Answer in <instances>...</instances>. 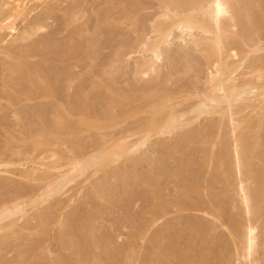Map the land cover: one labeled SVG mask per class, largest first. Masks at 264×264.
Instances as JSON below:
<instances>
[{"label": "bare ground", "instance_id": "bare-ground-1", "mask_svg": "<svg viewBox=\"0 0 264 264\" xmlns=\"http://www.w3.org/2000/svg\"><path fill=\"white\" fill-rule=\"evenodd\" d=\"M36 1L38 3L37 9L39 11L43 12L44 14H47L48 16H51L53 11L56 10V8L57 9L59 8L58 5L62 4L63 2L66 3V5L68 4L67 10L63 14H65V15L69 14L70 19H71V16L72 17L78 16V10L80 9L79 8L80 7L79 0H36ZM162 1H163V2H161L163 5L162 11L165 10V11H163L162 14L163 15L164 14L165 15L170 14V15L168 16L167 21L165 20L167 16L166 17L161 16V17L165 18L164 19L166 21L165 23H160V24L155 23V25H152L154 27H153V29L152 28L151 29L154 30V33L156 31L157 32L156 34H158L156 36V38L154 39L155 41L153 43L150 42L148 45L149 47L147 46L149 53H151V55L153 57L150 60H143V62L141 64L142 66L140 68H138V73H137L138 76L137 77L141 78L144 76L155 75L154 77L156 79H159L160 77H159L158 72H160L161 68L159 66H157V61L158 62L160 61L162 55L165 57L164 64H162V65H164L165 72L161 73L162 74L161 79L163 80V82L166 85L175 81L176 78H179L178 80H180V78H181V80H182V78L184 79L186 77V80H187L189 73L193 74L194 72L193 73H191V72L195 71V68L197 69V67H199L198 62L199 63L201 62L200 66L201 67L203 66L204 69H202L203 71H199V72H203L202 79L204 81V85L202 82V86H204V87L202 88V90H200L201 88H199V91L190 90L192 92H190L188 90L191 88L192 89H194V88L190 86L191 88L188 89V87H187V91L190 92V96L186 97L187 96L186 95L185 97H183V94H182V98L184 101L183 100L181 101V99H180L181 103L187 102L191 98L195 99V101H197V102L196 103L194 102L193 103L194 105H191L189 107L186 106V107H188V109L186 108L185 111H183L182 109H179V112H177L176 108L180 107V106L174 105L173 103L172 104L169 103L172 100H175L174 99L175 96L173 95L174 96L173 98H172V96L170 97V95H172L171 94L172 92L171 91H170L171 93L168 92L169 87L166 88L165 84H164L165 88L163 87L162 81H161L162 84H161V82H160V84L163 88L158 86V85H154L151 87L146 86L147 88H142V89H137V88L133 87V88H129L127 90L128 92L125 91L123 93L117 92V90L112 88L111 85L106 86V89H105L106 92H104V93L106 94L108 101L114 100L115 98L117 100V97H122L126 103L131 104L136 109L139 108L140 111L138 112V114L139 115H140V113L144 114V118L143 117L140 118L141 122L138 123V125L136 127L134 126L133 128H131L127 132V135L125 137L119 138L118 140H114V141L111 139V142L108 141L110 143H108V142H106L104 144L99 143L100 146H98V144H97L96 147L98 146V148H94V149H96L95 152H93L94 149H93V151L90 150V151H92V153H90V155L87 151H86V153H88V154L87 155L85 154L84 150L86 148L84 149V146H82L84 143L80 146L79 142L77 140L76 141L78 142V145L76 144L77 143L76 141H75L76 142L75 144H74V142L73 143L71 142L73 144L72 146L75 145L76 147L72 148V146L71 147L69 146L67 148L65 147V149H67V151H69V153L70 152L71 153L76 152V149H79L80 153L78 150L77 152L79 154L76 153L73 156L71 155L72 157L70 156L71 157V159L69 158L70 160L67 159L68 163L66 165L58 164V166H57V164L55 162V160L58 162L57 157H56V159H55V157H53L54 164L56 165V167L53 168L55 174L53 173L50 175L46 171H45V173L44 172L41 173L43 175H39L37 173H34V171L37 172V169L39 171V166H38V168L36 167L37 169L33 168V170L35 169L34 171H32V169H31L32 172L28 171V173H27V171H26L24 173L23 171L22 172L20 171V173L23 174L22 178H24L26 181H28L30 179L36 180V182L34 184H36L37 181H39V183H41L42 181H45V180L48 182L47 183L44 182L45 185L43 186V189L42 190L39 189L41 191L38 194L35 193L36 195L34 194V191H33V189L35 187L31 186V187H34L33 189L29 188V190H28V192H30L31 191L30 189H32V191L30 192V193H32V195H30L31 197H28V198L25 197L24 199L22 198V196L23 195L26 196L25 189L27 190L28 187L24 186V184L19 186V185H17V183H15L17 185V187H15V185H13L14 186V189L12 188L13 191L10 192V194L6 195V198L4 197L5 199L3 198V201L1 202V205H0V227L2 226L1 225L2 223L7 222L6 223L7 227H6V224L5 225L3 224L4 227L6 228L5 230L7 231V233H5L6 231L3 230V226H2L1 227L2 229L0 228V230L5 231V232H3V233H5V235L3 233L0 235V237L3 235V237L0 239L1 240L0 241V252L5 251V250L8 251L7 248H9V247H11V250L14 249V251L17 254V256L15 258L16 263L24 264L29 259H31V258L33 259V256H35L34 255L35 251L37 249L41 248V246L44 247V245H42L43 244V237L46 238V236L49 233V232H47L48 229H47L46 225H48L50 222L48 219L49 214H50V209H51V211H53L54 207H52V206H55V205L57 206L59 204V202L56 201L55 202L56 204L52 205V206L47 205L49 207L47 208V206H45V208L43 210H40L38 207L40 205L42 206V204L48 202L50 199H54V197H56L57 195H61L62 192L65 191V189L70 184H73L76 180L78 181L79 178L83 177L86 181V182L84 181L83 184H86L87 181L92 180L93 177H96V174H99V172H102L103 174L104 173L106 174V175L105 174L103 175L104 178H105V176L107 178V175H108L107 173H110L108 176V181L111 179H114L116 182V180H117L116 178H118L120 180L121 179L122 180H129L128 181L129 183H131L132 181L137 182V185L139 184V186H142V188L144 189L143 190L144 191L143 196H145V198L152 200L151 203L145 205V208H143V211L142 210L140 211L142 214L147 213L150 215V218L145 220V222L143 221L144 224L142 225V227L141 228L139 227V231L143 233L144 238L147 236V232L149 233L150 228L157 221H159L161 218H163L164 215L168 214L167 212H168L169 208H174L178 211L207 212V213H212V214H217V215L218 214L223 215L227 212L229 213L230 210H234L236 208H237V210H239V213H240L239 214L240 215L239 222L237 221L238 222L237 223L236 221H234L235 225H233L234 224V222H233L232 225L230 224L231 227L229 225H227L230 227V228H227L228 235H229L228 239L222 238L223 236H220V234H217L214 225L206 222L205 220H201L198 217L197 218H176V219L171 220L170 222H168L164 226H161V228L152 232V234L148 235L149 237H147V238L149 240L150 245H148V247L146 246L144 248L147 256H145L142 259L143 261H146L147 264H264V154L261 151L262 141H263L262 140V135H263L262 133L264 131V130L263 131L261 130V125H262V122L264 121V55H260V53H262V54L264 53V0H162ZM23 2L25 3L24 0H22V3ZM12 3H13V0H0V7L1 6L9 7ZM140 4H141L140 0H104L103 5L98 7V4H97L98 8L96 9V16H97V20L100 23L99 28L100 29L103 28L101 26V22L106 20V17L108 19L114 18L113 13H114V11H116V9H118L117 15L124 18L123 19L124 22L128 21L126 23L129 27L132 28L131 31H134V32L136 30L138 31L137 25L134 23L135 19L133 16H135V15L137 16V14L139 12V5ZM24 6H25V8L28 7L27 5H24ZM162 11H160V12H162ZM12 14H13V12H12ZM161 17H159V18H161ZM79 18H84V19H81L82 21H84L86 16L80 15ZM102 19H103V21H102ZM77 21H79V20H77ZM77 21H74L72 24L78 25ZM85 21L83 24H79V25H84ZM71 22H72V20H71ZM38 24L39 23H37L36 25H38ZM39 25H42V24H39ZM79 25L77 26V28L79 27ZM9 26H12V21L6 22L5 27H9ZM39 27L40 26H38L37 28H39ZM43 28H44V26H43ZM175 29H179V30H175ZM172 30H173V33L175 31L180 32L181 30H184L178 34L177 33L175 34V35H178L177 36L178 42H176L177 40L175 41L178 44H177V46L175 43L174 44L178 48V50L176 47H175L176 49L171 48L172 45L170 44L171 47H170V45H168L169 47L167 46L168 48L162 49L163 52L160 53L161 49H159V48H160L161 44L162 43L167 44L165 42L164 38L167 37L166 39L168 40V42H169V39L172 40L173 37L170 38V36H172L170 34ZM20 31H21L20 34H19V31L17 33V34H19V37H17L18 36L17 35L16 36L17 39L15 38L16 40H14V39L10 40L12 42H10L8 47L6 45H4V42H2V45L0 43V47L2 48V50H0V51H2L6 57L11 58L10 59L11 61L14 60L15 62L12 61L11 63H13L19 69H22V71L25 72V75L32 77V78H30V80L32 82V80L34 79L33 77L37 78V77H41L43 75V73L39 69V67L42 66L44 64V62H42L40 60V62H42V64L40 63V66L39 67L37 66L38 68L33 67L35 65L30 66L29 63H31V62H29V60H30L31 56L32 57L34 56V55H32V52H31L32 49L34 50V54L36 52L40 51V49L38 50L35 47L38 50V51H35L36 49L33 48L35 45L30 44L31 42L27 41L28 39H30L29 34L32 35V33L23 32L22 30H20ZM78 32H82V30H80ZM137 33L138 32L133 34L136 36V39L134 40L136 42L135 44L138 43V45L140 44L141 47H143V48L146 47V44H148V43H146L147 41L146 42L144 41V40H146L145 39L146 36H143L144 34H141L144 39H143V41H140V38H139L140 34L136 35ZM249 34L255 38L254 39L255 41L250 39ZM91 39L92 38L88 39L89 44L90 43L92 44V42H93V41L90 42ZM88 40H86V41L88 42ZM94 40H96V39L94 38ZM86 41L84 40L83 42H81V44L86 42ZM8 42H9V40L7 42H5V44ZM42 42H44V41L42 40ZM94 42H97V40ZM94 42H93V44H94ZM64 43L68 44L71 42H64ZM48 44H47V46H48ZM75 44L76 43L74 42V44H73L74 48L76 46ZM91 44H90V46H91ZM3 45H4V47H3ZM86 45H88V43H86ZM138 45H136V46H138ZM39 46H41V45L39 44ZM47 46L46 47L44 46L45 49L48 47L52 48V46L51 47L50 46L47 47ZM65 46H67V45H65ZM69 46L67 48H64V49H63V47H61L63 50L61 52L58 51L59 53H61V56L62 55L65 56L67 54L69 55L70 53L72 54L73 47L71 46L70 47L71 49H70ZM90 46H89V49H90ZM92 46H95V44ZM162 46H163V44H162ZM162 46H161V48H162ZM187 46H191L192 48H194L193 51L196 53L193 52L192 55L196 54L197 57L194 58V56L193 57L189 56L190 52L187 51V49H186ZM54 49L55 48H53V50ZM96 49H97V46H96ZM119 49H121V48H119ZM185 49L187 52L184 51ZM46 50L48 53V51L50 49H46ZM55 50H57V48ZM175 50H177V52L180 53V54L178 53V55L181 57V58L179 57V59H180L179 64L180 65L178 63H176L177 60L174 59V57L177 56ZM41 52L42 51H40V53ZM44 52L46 54V51H44ZM49 52L51 54L54 53V51H52V52L49 51ZM58 52L55 51L56 54ZM120 52H121V50H120ZM74 53L75 52H73V54ZM116 53H117V51H116ZM41 54L43 55V53H41ZM73 54H72V56H73ZM38 55L40 56V54H38ZM57 55L55 56V58L57 57ZM250 55H252L251 57H253V55H255V60H254V57H253V62H251L249 60V62H251V65H250V63L248 65L251 68L248 67L246 69V68H244L245 66H243V65L246 62V59L250 58ZM67 56H65V57H67ZM43 57L45 58V56H42V59H43ZM79 57L78 56L76 57L78 61L80 60V59H78ZM34 58L38 59L39 57L36 56ZM34 58H31V59L34 60ZM49 58H51V57H49ZM58 58L60 59L59 56H58ZM58 58H57V60H58ZM39 59H41V58H39ZM5 60L10 63L9 59L6 58ZM47 60L49 61L51 59L46 58V61ZM77 60L75 59L74 61H76V63H77ZM44 61H45V59H44ZM9 63L5 62L6 65L8 64V67L6 65H4L3 67H6L8 69L10 68L9 66L12 67L13 64H9ZM1 64L3 65L4 63H1ZM32 64H35V62ZM177 64H178V66H180L179 69H177L178 68ZM248 65L246 64V66H248ZM0 67H2V66L0 65ZM42 67H40V68H42ZM6 68H4V69H6ZM13 68H14V66L12 68H10L9 70L11 71V69H13ZM8 69H6L5 71H8ZM17 69L15 68V72L19 70V69L18 70ZM72 69H74V67ZM240 69H241V71L244 69L242 71V74L245 70L248 71V69L249 70L251 69L252 72L250 71V73H251L250 75H249V73H247V76H244V75H246V73L243 76L240 73V76H241L240 77V76H238L239 75L238 71ZM46 70L47 69H45V71ZM64 70H66V69H64ZM71 70L67 71V72H71ZM22 71L20 70V73ZM162 71H164V70H162ZM12 72H14V71L12 70ZM12 72H10V74ZM15 72H14V74H15ZM237 73H238V75H236ZM7 74H9V73L7 72ZM21 74L23 75V73H21ZM57 75L59 76V74H57ZM44 76L45 75H43V78H41V79H44ZM236 76H238L239 78L238 77L236 78ZM24 77L26 80L29 81V79H27L26 76H24ZM9 78H11V77L9 76ZM9 78L5 77V80L6 79L9 80ZM38 79H40V78H37L33 82H36ZM52 79H54L53 75H52ZM72 79H71V85H72ZM11 80H13V77ZM11 80H9L10 81L9 85H11V82H12ZM48 80H49V78H48ZM59 80H60V77H59ZM65 80L66 79H64V82H65ZM67 80H68V78H67ZM143 80H145V79H143ZM13 81H15V80H13ZM20 82L21 81H19V83ZM39 82H40V80H39ZM53 82H55V81H53ZM41 83H40V85H41ZM43 83H44V86L42 87V90L37 89V86H38L37 83H36L37 86H33V89L36 88L38 91H41L42 92V93L40 92L41 94H43V92H44L47 95L48 94L51 95L52 94V93H50L51 90L48 87V86L51 87V84L49 83V85H48L46 82H43ZM61 83H63V82H61ZM65 83L63 86L66 85ZM139 83H141V82H139ZM180 83H182V82H180ZM16 84H17V82L13 83L14 87ZM171 84L174 85V83H171ZM187 84L190 85L191 83L184 82V86H187ZM69 85L70 84H68V86H66V88H69ZM71 85H70V87H71ZM18 86L19 85H17V87ZM182 86H183V84H182ZM39 88H41V86ZM181 88L185 89V87H181ZM75 89H76V87H75ZM62 90H64V89H62ZM62 90H61V92H62ZM67 90L69 91L70 88ZM80 90H81V88H80ZM80 90L76 91V93L79 92ZM65 91H66V89H65ZM73 91H74V89H73ZM177 91H178V89H177ZM98 92H100V90ZM184 92H186V91H184ZM74 93L75 92H73L72 96H74ZM100 93L102 95L103 92H100ZM100 93H99V98H100ZM64 94H66V93H64ZM68 94H69V92H68ZM96 95L94 97L91 96L92 97L91 99L87 98V100L88 99L89 100L86 102L80 103L81 101H83V99H81V101L79 100L80 104L76 103L77 106L75 105L76 107H74V108H72V107L70 108L69 107L70 103H68L66 105L67 110H68V114L73 113V114H76L77 116H79L76 119L78 121V123H81L80 119H82V117L87 115V114H88L87 115L88 117L86 116L87 119L91 118V117H89L90 116L89 113H91L94 110L93 108L95 107L94 105L96 104L97 99L100 100L99 98L96 99ZM75 96H76V94H75ZM78 96L80 98V94H78ZM103 97H105V96L103 95ZM177 97H179V96H177ZM69 98L70 97H68V99H65V101H67V100L69 101ZM176 99L178 100L179 98H176ZM254 99H255V101H254L255 103L252 102ZM72 100H74V99H72ZM73 102L75 103V100ZM76 102H77V100H76ZM178 102L176 101V103L175 102L174 103L177 104ZM251 102L253 103V106H252ZM65 103H67V102H65ZM168 103H169V105H168ZM71 104L73 105L72 102H71ZM136 104H138L139 107ZM149 104H151V105L149 106ZM178 104H180V103H178ZM188 104H190V103H188ZM105 107L103 109H107V107L106 108ZM181 107H182V105H181ZM183 107H185V106H183ZM249 108H250V110L253 109V111L251 110L250 113H248L249 110L247 111V109H249ZM103 109L101 111L104 112L105 110H103ZM39 111H41V110H39ZM95 111H96V109L94 110V112ZM37 112H36V114H37ZM94 112L92 114L93 115L95 114V116H93V115H91V116L93 117V119H95V118L98 119L96 113H94ZM56 113H57V111H56ZM133 113H135V110L132 111V114ZM38 114H40V113H38ZM18 115H19V113H18ZM190 115H193V116L190 117ZM203 115L214 117L215 120H211L208 123V125H207V123H205V125H203V128L205 126L204 129H201L202 127H200V129L202 131L200 130L198 132L197 130H195V131H197L196 133L194 132L195 134L194 133L192 134L191 132L189 133V134H192V135H190V137L192 136L193 138L198 137L199 135L204 137L201 139L202 142H201V140L199 141L196 139L198 144L195 143L196 147L194 149H196L198 146V151L196 149L195 153H200V157L198 158L199 162L197 161L198 166H202L204 168L205 167L208 168L210 166H215V168L212 171H210L209 177H203V181H205L206 184L205 183H204L205 185L202 184V189H203L202 190L200 188L201 186H199V183H198L199 182L198 180L200 179L199 177L203 173V172H200V171H203L201 167H200L201 170L199 171L196 169L199 167L196 166L194 171H199V172H197V173L194 172L193 174H190L188 171L189 168L187 169V167H188L187 161L190 158L188 157L189 159H187L185 157L186 156L185 155L184 157L187 160L185 162H183L185 159L182 162L179 161V164H178V162H177V164L175 163L176 164V170H175V168H174L175 166H174L173 168H169V170H170V172H169L168 171V167H169L168 158L174 159V156H175V160L176 159L180 160L181 156L179 158H177L176 154L179 152L178 151L180 149L179 146L183 145V147H184V144H185L184 142L186 141V140L184 141V139H187V136L185 138L183 137L184 136L183 133H181V135H183V136H181V135L176 134L177 133L176 131H178L180 134L179 130L182 131V129H184L185 127H189L194 122H196L199 119V117H201ZM36 116H35V118L37 119L39 116H37V117ZM41 116H42V114H41ZM58 116H59V114L56 115V117H54V118H56V120L54 119L55 121L53 120L51 123H50V121L45 120V121H48V123H49L48 125H50L49 127H47V124L43 122L44 120L41 121V120L37 119L38 123H36V124L33 123L34 126L37 127L36 128L37 130L35 128H32L33 130L35 129L34 132H32L33 136H30V135H32V133L30 132L31 134L30 135L28 134V136L25 137L26 131L23 128L25 131V134H23L22 138L19 137V140L21 138L20 141H22V145H23V143L26 144V141L24 142L23 140L28 139L27 137L30 136V138H32V140L30 138L28 140L33 141L32 142L33 146L34 147L38 146L37 149H39V146L41 145L40 144L41 140L39 141V138L41 136H45L44 134H47L48 137H50V136L53 137L52 132H55V131H52L53 130L52 127H55V129H56V126H58L57 128H60V130L58 132H60L63 135V129H64V131H66L65 129H67L69 126L71 127L72 124L70 123V120L67 118V116H61L60 118ZM57 117L59 118L58 120H57ZM40 119H41V117H40ZM84 119H86V118H84ZM24 122H25V120H24ZM26 123H27V121H26ZM30 123H32V121ZM30 123H29V125H30ZM25 127L28 128V126H25ZM215 127H216L215 130H217L218 132H217L216 136L213 135L215 137H213L210 140L209 137L212 136V134H209V133L213 132L215 134L216 133V131L214 130ZM27 130L29 131V129H27ZM24 131H23V133H24ZM184 133H185V130H184ZM20 135H22V134H20ZM93 136H94V134H93ZM152 138H157V139L155 142H152ZM166 138H169V139H166ZM193 138H192V140H193ZM216 138H217V142H213L212 140L214 139V141H215ZM108 140H110V138ZM192 140H191V142L193 143ZM95 141H96V139H95ZM198 141L201 143L199 144ZM150 142L153 143L154 147H155L151 150H149V148H148ZM9 143H10V140H9ZM44 143L46 145L44 144V146H42V147H47L49 145L48 141L44 142ZM19 145H20V143L18 144V147L20 148L21 146H19ZM68 145H70V143H68ZM51 146H53V145H51ZM186 146H188V141H186ZM186 146L183 149H185ZM6 147H8V145ZM48 147L46 149H48ZM216 147H217V149H216ZM81 148H83V151L81 150ZM189 148H191V147L189 146ZM24 149H25V147H24ZM34 149H36V148H34ZM43 149H45V148H43ZM43 149L41 148L40 150H43ZM185 150H187L186 151L187 155L191 154V152L188 153V151H189L188 149H185ZM6 151H4V152H6ZM25 151H27V150H25ZM139 151L142 152L140 157L134 156V154H136ZM183 151L181 150L180 153H182ZM55 152H57V151H55ZM59 153L60 152H57L56 155H59ZM180 153H178V156ZM3 155L4 154H2V152H0V165L4 166V164H3L4 160L2 159ZM18 155L21 156L19 153H18ZM27 155H29V154H27ZM29 157H31V156H29ZM190 157H192V154L190 155ZM195 157L197 158V156H195ZM36 158L37 157H35V159ZM25 160L27 161L26 164H28V161H30L31 159L26 158ZM32 160H33V164L34 163L36 164V161L34 159H32ZM42 160L43 159H41V161ZM189 161H191V160H189ZM193 161H195V159H193ZM141 162L147 163V166L145 169L142 170V172L138 173L136 168H137V166L141 165ZM31 163H32V161H31ZM37 163L39 164V163H44V162H38L37 161ZM118 163H120L121 165ZM195 163H196V161L193 162V165ZM214 163H215V165H214ZM254 164H256V165L258 164V167L260 166L259 168H261L262 170L260 169L259 171H263L262 176L260 173H259L260 174L259 176H255V174H257V173H254V175L252 174V172H253L252 168L254 167ZM6 165H8V164H6ZM42 165H45V164H42ZM62 165H64V166H62ZM114 165H117V166L112 168V166H114ZM32 166H34V165H31V167ZM64 167L65 168L67 167V168L63 170ZM42 168L43 167H41L40 169L42 170ZM107 168L108 169L112 168V169H110L109 172H103V171H107V170H105ZM254 168H256V167H254ZM58 170H59V172H58ZM256 171H257V168H256L255 172ZM48 172H49V170H48ZM57 172H58V174H56ZM192 172L193 171H191V173ZM22 174H21V176H22ZM252 175L255 176L256 178L261 177V179L255 178L258 185L256 184V182L255 183L253 182L254 179H252L253 178ZM83 178H82V180H83ZM104 178H103V180H104ZM97 180H98V178H97ZM169 180L171 182H173V184H175L176 188H177L176 189L177 193L172 197L167 196L164 192L165 185ZM3 181H6V179H4ZM105 181H106V179H105ZM80 182H81V180H80ZM125 182H127V181H125ZM2 183H0V187H1ZM99 183H100L99 186L96 183L97 186L94 187L95 189L94 188H92V189L100 190V188L105 187V186L100 187L101 182H99ZM20 184H22V183H20ZM115 184H114V186H115ZM131 184H133V183H131ZM254 184H256V185L254 186ZM108 185H110V183ZM116 186L118 187L119 185H116ZM131 186H133V185H131ZM37 187H38V185H37ZM39 188H41V187H39ZM109 189L111 190V192H113L112 188H109ZM131 189H132V187L130 188V190ZM200 189L203 191V193L207 194L210 201H208L209 199L206 201L203 198L199 197L200 195H198V193H199ZM36 190L38 191V189H36ZM110 190L107 189L106 192H108L107 193L108 195H107V198L105 199L107 201L106 203H108L110 206L109 209L106 208V206H105V208H102L103 204L98 203L99 205H96L95 204L96 202L93 201V202H90L88 204L92 205V207H94V205H95L96 210H93L94 208L92 209L90 206V208L93 211H95L94 212L95 215L93 214L94 216H89V215H92V213H86V214H88V216H86L85 213L83 214V212H86L84 210L88 209L89 207L88 208L83 207L84 208V210H83V208L81 206L80 207V208H82V210H81L78 207L79 206L78 205L77 207L79 208V210H78V208L77 209L75 208L73 211L74 215L71 212L72 215L69 214L68 218H67V216H66V219L64 217H62L61 220L64 219L65 222L63 220V222L60 223L59 222L60 219L58 220V222L61 225L57 229L59 231H57L56 234L54 235V237H52V238L56 241V243L63 250H64V248L66 249V247H67V248H69L70 251L68 254V250L66 249L67 254L65 255V254H63V252L61 253L60 250H58L61 255L58 254L59 255L58 257L54 258L52 261L49 260V262H53L54 264H72L71 262L74 260L73 264H108L107 260H109L110 261L109 263L113 262L112 264H134V249H135L134 244L133 245L132 244H124V246L122 244L123 247L121 245L117 246L118 244L115 245L113 239H115L116 235H117V238L119 236L118 233L116 234V232L118 231L117 230L118 227H116L117 224L116 223L108 224L109 226L111 225L110 228H108L109 226H105L106 220L104 223V218H107L106 216H108V214L113 211L114 207H115L114 209H116V206H119V205L122 206L121 201L123 199L121 200L120 198H123V197H120V196L124 190L122 189L123 191H121V194L119 191H117L118 189L116 191L119 193H115L116 192L115 191L114 192L115 194H112L110 192ZM81 191H82V188H81ZM229 192H231L230 195L233 194L230 197L228 196L229 200L231 198L230 202H232V199L234 200L230 204L226 203L224 200L225 198H227V194ZM124 194L127 195V193H124ZM91 195L92 194H90V196ZM86 196H87V194H86ZM86 196H84L85 199L88 198L89 195L87 197ZM99 196H100L99 199H101V195H99ZM104 196L106 197L105 194H104ZM131 196H130V198H132ZM140 198H141V196H140ZM89 199H91V198H89ZM89 199H87V200L89 201ZM142 199H143V197H142ZM19 200H21V201H19ZM87 200H85V201H87ZM90 201H92V200H90ZM83 203H85V202H83ZM30 205L31 206L33 205L32 207L34 209L37 208V210L35 209L37 213L36 214L34 213V215L32 217L30 216L25 221L23 220L24 223H22L20 226L17 223L19 229H15L16 218L20 215L21 218H19L17 220V222H19V224H20L21 223L20 219L21 220L24 219L25 215L27 213L29 214V210H34V209L27 208V206H30ZM58 206L59 207H57V208L62 207L60 204ZM50 207H52V208H50ZM103 207H104V205H103ZM57 208H54V210ZM121 208L125 209V206L120 207L119 211L121 210ZM126 208H129L128 205H126ZM129 209H127V210H129ZM26 210H28V211L26 212ZM59 210H61V209H59ZM76 210H77V212H76ZM109 210L111 212H109ZM116 210L119 213L118 209H116ZM123 211H121V212H123L122 215L124 214L123 219L121 217L122 222H124L123 220H126L128 223L130 222L132 225L137 220L136 219L134 221V219L137 218L136 215L139 214V211L137 210L138 211L137 214H135V213L131 214V213H129L130 211L128 212V214H126L127 211H126V213H125V210H123ZM96 212H97V214H96ZM112 213H111V216H112ZM15 216H16V218L14 219ZM26 216H28V215H26ZM80 216H81V218H80ZM82 216L83 217L86 216L84 221H82L83 223L80 221V219L81 220L83 219ZM117 216H118V214H117ZM75 217H77V219L79 217L80 219H78V220L80 222H78V223H77V221L74 222L76 220ZM119 218L117 217L116 219H119ZM9 219L12 220V221H10V223L8 221H5V220H9ZM102 221L104 224L102 223ZM131 221L132 222L134 221V222L132 223ZM137 221H139V219ZM113 222H116V221H113ZM140 222L143 223L142 220ZM62 223H63V225H62ZM79 223L80 224L82 223V225H80ZM120 223H121V220L119 222V225L121 226ZM124 224H126V223H124ZM78 225H79V227L81 226L80 229L78 228ZM134 225H135L134 227L136 228L137 227L136 224H134ZM58 226H59V224H58ZM73 227H74V229H73ZM111 227H113V228H111ZM75 228H77L79 231L77 232V230H75ZM102 228H104V229L107 228L106 231L108 233L107 234L108 237L106 236V233L105 234L101 233L103 236L105 235V237L100 238V233L98 231H100ZM136 229H138V228H136ZM30 230L35 231V233L31 232L32 234H34L33 236L30 233ZM2 231H0V233ZM25 231H26V233H25ZM27 232H29L31 234L30 235L28 233L31 238L28 235H25V234H27ZM187 232H191L193 238L187 236L186 235ZM51 235H53V234H51ZM206 236H208V237H206ZM50 237H48V238H50ZM103 238H105V240ZM2 239H4V240H2ZM46 239H44V241H47ZM81 239H82V241L84 240L86 243L83 248L81 246L78 247L75 244L76 240L81 241ZM21 241H23V244ZM24 242H25V244H24ZM78 242L79 241H77V243ZM196 242H200V246H201L200 251L201 252L195 253L194 246H195ZM116 243H117V240H116ZM57 244H56V246H57ZM80 244H82V243H80ZM80 244H78V245H80ZM60 247H59V249H61ZM119 247H121V249ZM49 248H51V247H49ZM42 249H45V248H42ZM85 249L87 252L85 251ZM9 250H10V248H9ZM184 251H186V252L183 254L179 253V252H184ZM71 252H73L72 253L73 255L70 254ZM67 255H71V256H69V259L71 258L70 260L67 259L68 258ZM7 261L8 260H6L1 255L0 264H6ZM46 262H48V261H46ZM49 262H48V264H49Z\"/></svg>", "mask_w": 264, "mask_h": 264}, {"label": "rangeland", "instance_id": "rangeland-1", "mask_svg": "<svg viewBox=\"0 0 264 264\" xmlns=\"http://www.w3.org/2000/svg\"><path fill=\"white\" fill-rule=\"evenodd\" d=\"M24 1H25V3L24 2L22 3V0H13V3L9 7H4V6L0 7V43L2 45V42H4V45H6L8 47L10 42H12L10 40H13V39L16 40L17 39L16 38L17 35H18L17 37H19V34L21 32L20 30H22L23 32L32 33V35L29 34L30 35V37H29L30 39H28L27 41H30L31 42V43L29 42L30 44L35 45L33 48L36 47L38 50L40 49V51H42L41 53H43V55L36 48H35L36 49L35 51H38V52H36L34 54V50L32 49L31 52H32V55H34V56L33 57L31 56V58H34V57L38 56L41 59L38 58L39 59L38 60V59L34 58V60H32L30 58L29 62H31V63H29V64H30V66L35 65L33 67L38 68L40 66V63L42 64V62H44V64L42 65L43 67L40 66L42 68L39 67V69L42 71L43 75H45L44 76L45 80L41 79V78H43V75H42L41 77H37V78H40V79L37 80L38 82L37 81L33 82L34 80L37 79L36 77H33L34 79L31 82L30 78H32V77H29V76L25 75V72L22 71V69H19L13 63H11L12 61L15 62L14 60L11 61L10 60L11 58L6 57L5 54L2 51H0V65L3 67L4 65H6L5 62L9 63L8 61L5 60L7 58V59L10 60L9 64H13V66H14V68L11 69V71L9 69L12 68L13 66L12 67L9 66L10 67L9 69L6 68V67H3V68L0 67V152H2V154H4L2 159L4 160V162L6 164H8V165H6L3 162L4 166L0 165V183L3 182L1 187H0V205H1V202L3 201V198L4 197L6 198V195L10 194V192L13 191L12 190V188L14 189L13 185H15V187H17V185L21 186V185L24 184V186L28 187L27 190L25 189L26 196L25 195L22 196V198L24 199L25 197L26 198L31 197L30 195H32V193H30V192L32 191V189L34 187H35L33 189L34 194L35 193L36 194L40 193V191L43 189V186L45 185V183L48 182L46 180L42 181L41 183H39V181H37V183L34 184L36 182V180H33V179L31 180L30 179V180L26 181L24 178H22L23 174L20 173V171L21 172L23 171L24 173L27 171V173H28V171H31V169H32V171H34L35 169L33 170V168H36V167L38 168V166H39V171L36 168L37 172L34 171V173H37L39 175H43L41 173H43V172L45 173V171H46L47 173H49L51 175V174L54 173L53 168L56 167V165L54 164L53 157H55V159L57 157V160L59 162L58 163L55 160L57 166H58V164L66 165L68 163L67 159H69V158L71 159V157L73 155L78 153L77 151L79 149H76V152H72V153L71 152L69 153V151H67V149H65V147L66 148L69 147V146L71 147L73 145L72 144L73 142L75 144L78 141L80 146L84 143L82 146H84V149L86 148L84 150L85 154L87 155L89 153V155H90V153H92L94 148H98V146H100L99 143L100 144L101 143L104 144V143H106L108 141L111 142V139L114 141V140H118L119 138H123V137H125L127 135V132L131 128H133L134 126L136 127L138 125V123L141 122L140 118H142V117L144 118V114H141V113H140V115L138 114V112L140 111L139 108H138L139 105L136 104L138 106L137 107L138 109H136L131 104L126 103L125 100L122 97H117V100L115 98L114 99L115 101L114 100L108 101V98L106 97V94L104 93V92H106L105 91L106 86H110L111 85L112 88L116 89L117 92H119V93H121V92L123 93V92L127 91L129 88H133V87L137 88V89L147 88L146 86H150L151 87V86H154V85H158V86L162 87L161 84H162L163 80L161 79L162 78L161 77L162 76L161 73L165 72L164 65H162V64H164L165 57L162 55L163 57L161 56L160 61L159 62L157 61V66H159L161 68L160 72H158L159 77H160L159 79H156L154 77L155 75L144 76V77H141V78L137 77L138 76L137 75L138 68H140L142 66L141 64H142L143 60H150L153 57L151 55V53H149L148 48H147L149 43L150 42L153 43L155 41L154 39L158 35V34H156L157 33L156 31L154 33V30H152L153 27H154L152 25H155V23L156 24L165 23L168 20V16L170 15V14H168V15H165V14L163 15L162 14L163 11H165V10L162 11V9H163V5L161 3V2H163L162 0H159V1L158 0H140L141 4L139 5V12H138L137 16L136 15L133 16L134 19H135L134 23L137 25V28H138V31L136 30L135 32L131 31L132 28L127 25L126 22H128V21L124 22V20H123L124 18H122L121 16L117 15V10L118 9H116V11H114V13H113V17L114 18L108 19L106 17V20H104V21H103V19H104L103 18L102 19L103 22H101V26L103 28H101V29L99 28L100 23L97 20L96 9L99 6L103 5L104 0H81V1L79 0V2H80V7L79 8L80 9L79 8H78L79 10L77 9L78 10V16H75V17L71 16V19H70V15L69 14H66V15L63 14L67 10V5H68V4L66 5V3H64V2L63 3L61 2L62 4L59 3L60 4V5H58L59 8L58 9L56 8V10L53 11L51 16H48L47 14H44L43 12H41V11H39L37 9L38 8V3H37L36 0H24ZM97 4H98V7H97ZM24 5H27L28 7L25 8ZM11 11L13 12V14H12ZM160 11H162V12H160ZM80 15L81 16H83V15L86 16V18H85L86 21L84 20L85 21L84 25H79V24H83L84 23V21L81 20V19H84V18H79ZM161 16H163V17L167 16V17L165 19V18H163ZM159 17H161L162 19L159 18ZM71 20H72V22H71ZM77 20H79V21H77ZM8 21H12V26L5 27V24ZM74 21L78 22V25H79L78 28H77V26H78L77 24H76L77 26L75 24H72ZM37 23L42 24V25H39V24L36 25ZM38 26H40V27L37 28ZM43 26H44V28H43ZM80 30H82V32H78ZM173 30L170 33L172 35V36H170V38L173 37L172 40L169 39V42H170L169 43L168 40L166 39L167 37L164 38L165 42L167 44L162 43L163 46L161 44L162 48H161V46L159 48V49H161L160 53L163 52L162 49L168 48L169 47L168 45H170V44L172 45V47L170 45L171 48H174V49L177 48L176 46H177L178 43H176V42H178V39H177L178 35H175V34L176 33L178 34V33H180L181 31H184V30H181L180 32L179 31H175L174 33H173ZM175 30H179V29H175ZM18 31H19V34H17ZM136 32H138L136 35L140 34L139 35L140 41H143V39H144L143 36H146V38H145L146 40H144L145 42L147 41L146 43H148V44H146V47L143 48V47L140 46V44L139 45H138V43L135 44L136 42L134 40L136 39V36L133 35V34H135ZM141 34H144V35L142 36ZM249 36H250L251 40L255 39L252 35L249 34ZM93 37L97 40L98 43L94 42L96 40H94ZM90 38L93 39V40L91 39L90 42L93 41L95 46H92V45H94L93 42H92V44L90 43L91 44V46H90L89 40H88ZM41 39L44 42H42ZM8 40H9V42L5 44V42H7ZM84 40L85 41L88 40V42L86 41V42L81 44V42H83ZM64 42H71V43H68L70 46L67 43H64ZM74 42L76 43L75 44L76 45L75 48H74V45H73ZM35 43L38 46H39V44L41 46L38 47ZM86 43H88V45H86ZM174 43L176 44V46H175ZM47 44L50 47L52 46V48H49L47 46ZM4 45H3V47H4ZM65 45H67V46H65ZM136 45H138V46H136ZM44 46L45 47L47 46L48 48H46V49H50L49 51H51V52L54 51V53L51 54L49 51L47 53V50L45 49ZM68 46H69V48L72 46L73 47V52H75L76 54L75 53L73 54V52H72V54H73V56H72V54L70 53L69 55L71 57L68 54H67L68 56L65 55L67 57L62 55L64 57L63 58L61 56V53H59V52H61L64 48H67ZM89 46H90V49H89ZM96 46H97V49H96ZM61 47H63V49ZM190 47L191 46H187V48H186L187 51L190 52L189 53L190 55L188 53L187 54L189 56H191V57L194 56V58L197 57L196 54L192 55L193 52H194L193 51L194 48L191 47L192 48L191 49ZM53 48H55V49L57 48V50H55V49L53 50ZM119 48H121V49H119ZM186 49L184 51H186ZM0 50H2L1 47H0ZM43 50L46 51V54H45V52ZM120 50H121V52H120ZM177 50H178V48H177ZM177 50H175L177 56L174 57V59H176L177 62L176 61L175 62L179 64V61H180L179 57L180 56L178 55L179 52H177ZM55 51L56 52L59 51L57 53L58 55L55 53ZM116 51H117V53H116ZM37 53L40 54V56ZM194 53H196V52H194ZM56 55H57V57L55 58ZM260 55H264V53L263 54L260 53ZM42 56H45V58L43 57V59H42ZM58 56L60 57V59L58 58ZM77 56L78 57L80 56L78 58V59H80L79 61L76 58ZM251 56L252 55H250V58L246 59L245 63L247 65L249 63L251 65V62H253V57H254V60H255V55H253V57H251ZM49 57H51V58H49ZM46 58L51 59V60H49V61L47 60L48 61L47 62ZM57 58H58V60H57ZM44 59H45V61H44ZM75 59L77 60V63H76V61H74ZM40 60L42 62H40ZM249 60L251 62H249ZM34 62H35V64H32ZM1 63H4V64L2 65ZM245 63L243 65V66H245L244 68H246V69L248 67L251 68L249 65L246 66ZM178 64H177V67H178L177 69H179V67H180V66H178ZM200 64H201V62L200 63L198 62V66L199 67H197V69L195 68V71L191 72V73L194 72L193 74L189 73V75L187 77V80H186V77L184 79L182 78L183 81L181 80V78H180V80H178L179 78H176L175 81L171 82V83H174V85L171 84V83L166 85L164 82L162 84L164 88H165V86H166V88L169 87L168 92L169 93L172 92L171 93L172 95H170V97L172 96V98H173L175 96L174 97L175 100H172L173 102L171 101L169 103L170 104L173 103L174 105L180 106V107L176 108L177 112H179V109H182L183 111H185L186 108L188 109L189 106L194 105L193 104L194 102L195 103L197 102V101H195V99L191 98L187 102H182L181 103L180 99H181V101L183 100L182 94H183V97H185L186 95H187L186 97H189L190 96V92H192L190 90L199 91V88H201L200 90H202V88L204 87V86H202V82H203V85H204V81L202 79L203 72H199V71H203L202 69H204V68H203V66L201 67ZM6 66L8 67V64ZM73 67H74V69H72ZM4 68L8 69V71H5L6 69H4ZM15 68L16 69L18 68L19 70L17 69L18 71L15 72ZM45 69H47V70L45 71ZM64 69H66V70H64ZM241 69L238 71L239 75H238V73L236 75L240 76V73H241V75L243 76L246 73V75H244V76H247V73H249V75H250L251 74L250 71L252 72L251 69L250 70L248 69V71L245 70L246 72L244 71L243 74H242V71L244 69L242 71H241ZM12 70L15 72V74H14V72H12ZM20 70L22 71L21 73H23V75L26 76L27 79H29V81L26 80L25 77L20 73ZM70 70H71V72H67V71H70ZM162 70H164V71H162ZM9 71L12 72L13 74L12 73L10 74ZM7 72L9 74H7ZM57 74H59V76ZM52 75H53L54 79H52ZM9 76L11 78H9ZM238 76H236V78ZM5 77L9 78V80H11L12 77H13V80H15L17 82V84L15 85L16 88L13 85V83H16V82L11 80L13 83L11 82V85H9L10 81L7 80V79L5 80ZM59 77H60V80H59ZM48 78H49V80H48ZM67 78H68L69 81L67 80ZM64 79H66L65 80L66 83L64 82ZM71 79H72V85H71ZM143 79H145V80H143ZM39 80H40V82H39ZM19 81H21V82L19 83ZM42 81L46 82L48 85H49V83L51 84V87L48 86L50 88V90H51V92H50V93H52L51 95L50 94L47 95L44 92H43V94H41L42 92L38 91L39 89L42 90V87L44 86V83ZM53 81H55V82H53ZM61 82H63V83H61ZM139 82H141V83H139ZM160 82H161V84H160ZM180 82H182V83H180ZM184 82L191 83V84L190 85L187 84V86H184ZM36 83H37L38 86L36 85ZM40 83H41V85H40ZM64 83L66 84L65 86H63ZM68 84L71 85V87L69 85V88H70L69 91L67 90L69 88H66V86H68ZM164 84H165V86H164ZM182 84H183V86H182ZM17 85H19V86L17 87ZM39 85L41 86V88H39L40 87ZM33 86H37L38 90L36 88L33 89ZM190 86L193 87L194 89H192ZM75 87H76V89H75ZM77 87L78 88L80 87L81 90H80V88L78 89ZM181 87H185V89L181 88ZM187 87H188V89L191 88V89L188 90L190 92L187 91ZM176 88L178 89V91H177ZM62 89H64V90H62ZM65 89H66V91H65ZM73 89H74V91H73ZM61 90H62V92H61ZM78 90H80V91L76 93V91H78ZM99 90H100V92H103L104 94L102 93V95H101V93L98 92ZM184 91H186V92H184ZM68 92H69V94H68ZM73 92H75L74 96H72ZM64 93H66V94H64ZM99 93H100V98H99ZM75 94H76V96H75ZM78 94H80V98H79ZM95 95H96V99L99 98L100 100L97 99V102L94 105L96 108L94 107L93 109L94 110L96 109V111L95 112H94V110L92 112L90 111L91 113H89L90 114L89 117H91V118L87 119V117H88L87 116L88 114H87V115L83 116L82 119H80L81 123H78V121L76 119L79 116H77L76 114H73V113L68 114V110H67V106H66L68 103H70V105H69L70 108L71 107L74 108V107L77 106V104H80L82 102H86L89 99H91L92 97H94ZM103 95L105 97H103ZM177 96H179V97H177ZM68 97H70L69 101L68 100L65 101V99H68ZM87 98H89V99L87 100ZM176 98H179V99L177 100ZM72 99L75 100V103L73 102L74 100H72ZM81 99H83V101H81ZM76 100H77V102H76ZM176 101L177 102L179 101L178 103H180V104H178V103L175 104ZM254 101H255V99L252 102L255 103ZM65 102H67V103H65ZM71 102L73 103V105L71 104ZM252 102H251V104L253 106ZM169 103H168V105H169ZM188 103H190V104H188ZM150 105L151 104H149V106ZM181 105H182V107H181ZM105 106L107 107V109H103ZM183 106H185V107H183ZM186 106H188V107H186ZM101 108L103 110H105V111L104 112L101 111L102 110ZM39 110H41V111H39ZM133 110H135V113L132 114ZM248 110H249L248 113H250L251 110L253 111V109L250 110V108L247 109V111ZM56 111H57V113H56ZM36 112H37V114H36ZM93 112L96 113L98 119L97 118L93 119V117L91 116V115H93L92 114ZM18 113H19V115H18ZM38 113H40V114H38ZM35 114L37 116H39L37 119H39L41 121L44 120L43 122L47 124V127L50 126V125H48L49 124L48 121H50V123H51L54 119L56 120V118H54V117H56V115H58V114H59V116H58L59 118L61 116H67V118L70 120V123L72 124V126L71 127L69 126L67 129H65L66 131H64V129H63V135L60 132H58L60 130V128H57L58 126H56V129H55V127H52V129H53L52 131H55V132H52L53 137H51V136L48 137L47 134H44L45 136H41L39 138V141L41 140L40 141L41 145L39 146V149H37L38 146L34 147L33 144H32L33 141H31L32 138H30V136H33L32 132H34V130L37 128L33 124V123H35V124L38 123L37 122L38 120L35 118V116H36ZM41 114H42V116H41ZM93 116H95V114ZM192 116L193 115H190V117H192ZM40 117H41V119H40ZM58 117H57V120L59 119ZM84 118H86V119H84ZM24 120H25V122H24ZM45 120H48V121H45ZM211 120H215V118L203 115V116L199 117V119L196 122H194L192 125H190L189 127H185L184 129H182V131L179 130L180 134H179L178 131H176L177 132L176 134H178V135H181V133H183L184 136L183 135H181V136H183L184 138L187 136V139H184V141L185 140L188 141V146H186V141L184 142L185 144L184 143L183 144H184V147L186 146L185 149L189 150L188 153L191 152L192 157H190L191 154L187 155V152H186L187 150L183 149L184 147H183V145H181V146H179L180 149L178 150L179 151L178 153H180L181 150L182 151L184 150L185 152L183 151L182 153L179 154V156H178V153L176 154L177 158H179L181 156L180 160H178V159L175 160V156H174V159H171V158L169 159L168 158V165H169L168 171L169 172H170L169 168H173L174 166H175L174 168L176 170L177 162L179 164V161L182 162L185 159V157L187 159L190 158L189 160H191V161H189V160L187 161L188 162L187 163L188 164L187 169L189 168L188 171H189L190 174H193L194 172L195 173L199 172L201 170L200 169V167H201L203 171H200V172H203V173L199 177L200 178L198 180L199 182L197 181L199 183V186H201L200 187L201 189H202V184L203 185L206 184L205 181H203V177H209L210 171H212L215 168V166H210L208 168L207 167L204 168L202 166H198L197 163L199 162L198 158L200 157V153H195L196 149L198 151V146H197L196 149H194L196 147L195 143L198 144L196 139L200 141L204 137L199 135L198 137L193 138L191 136L193 138V140H192L190 135H192L194 132L196 133L197 131L199 132L201 129H204L205 126L203 128V125H205V123H207V125H208V123ZM26 121H27L28 124L26 123ZM29 121L30 122L32 121V123H30ZM29 123H30V125H29ZM263 123H264V121L262 122V125H261V130L262 131L264 130V124ZM25 126H28V128H26ZM200 127H202V128L200 129ZM23 128L25 129L26 134H25V131H24ZM32 128H35V129L33 130ZM27 129H29V131ZM215 129H216V127L214 128V130ZM184 130H185V133H184ZM195 130H197V131H195ZM23 131H24V133H23ZM215 131H216L215 134L213 132L209 133V134H212V136L209 135L210 136L209 137L210 140L213 137L216 136L218 131L217 130H215ZM30 132L32 133V135H30L31 134ZM190 132L192 134H189ZM20 134H22V135H20ZM23 134H25V137L28 136V134H29L30 136L27 137V138L28 139L30 138L31 140H28V139L23 140L25 138L24 137L22 140L24 142L26 141V144L23 143V145H22V141H20V140L23 137ZM93 134H94V136H93ZM262 134L264 135V131H263ZM213 135H215V136H213ZM263 135H262V140L263 141H262L261 151L264 154V136ZM19 137H21L20 140H19ZM109 138H110V140H108ZM169 138H166V139H169ZM95 139H96V141H95ZM156 139L157 138H152V142H155ZM9 140H10V143H9ZM191 140L193 141V143L191 142ZM47 141L49 142V145H48L49 147L47 146L48 149H46L47 147H42L45 144L44 142H47ZM212 141L213 142H217V138H216L215 141H214V139ZM78 142L76 143L77 145H78ZM110 142H108V143H110ZM201 142H202V140H201ZM201 142H199V144ZM19 143H20L19 146H21L20 148L18 147ZM68 143H70V145H68ZM97 144H98V146L96 147ZM7 145H8V147H6ZM51 145H53V146H51ZM189 146L191 148H189ZM24 147H25V149H24ZM75 147H76L75 145L72 146V148H75ZM34 148H36V149H34ZM41 148L42 149L45 148V149L40 150ZM148 148H149V150L155 148L154 144L150 142ZM216 149H217V147H216ZM25 150H27V151H25ZM81 150L83 151V148H81ZM90 150H92V151H90ZM4 151H6V152H4ZM55 151L60 152L59 155H56L57 152H55ZM86 151L88 153H86ZM95 151H96V149H94L93 152H95ZM141 151H139L136 154H134V156L140 157V155L142 154ZM17 152L21 156H19ZM79 153H80V150H79ZM27 154H29V155H27ZM29 156H31V157H29ZM195 156H197V158ZM25 157L31 159L30 161H28V164H26L27 161L25 160L26 159ZM35 157H37V158L35 159ZM32 159H34L36 161V164L35 163L33 164V160ZM41 159H43V160L41 161ZM187 159H185L183 162H185ZM193 159H195V161H196V163L194 165H193V162H195V161H193ZM31 161H32V163H31ZM37 161L38 162H44V163H39L38 164ZM42 164H45V165H42ZM118 164H120V163H118ZM31 165H34V166L31 167ZM64 165H62V166H64ZM214 165H215V163H214ZM116 166L117 165H114V166H112V168H114ZM146 166H147V163L141 162V165L137 166V168H136L137 172L138 173L142 172V170L145 169ZM196 166L199 167V168H196ZM41 167H43L42 170L40 169ZM254 167L257 168L256 172H255L256 168H254ZM254 167L252 168V171H253L252 174L254 175V173H257V174H255V176H259L260 174L262 176L263 175V171H259L261 169V168H259L260 166L258 167V164L257 165L254 164ZM66 168L64 167L63 170L66 169ZM112 168H110V169H112ZM195 168L197 170H199V171H194ZM110 169L107 168V169H105L107 171H103V172H109ZM48 170H49V172H48ZM190 170L193 171V172L191 173ZM58 172H59V170H58ZM58 172L56 174H58ZM21 174H22V176H21ZM104 174L102 172H99V174H96V177H93L92 180H89L90 182L87 181L86 184H83L84 181H85V179L83 177H82L83 180H82V178H79L78 181L76 180L77 182L75 181L73 184H70L68 186L69 188L67 187L65 189V191L62 192L61 195H57L56 197H54V199H50L48 202H46V203L42 204V206L40 205L38 207L40 210H43L45 208V206H47V205H50V206L55 205L56 201H58L59 204L62 206V207L60 206L61 208H57V207H59L58 206L59 204H58L57 206L56 205L52 206V207L57 208V209L54 210V208H53V211H51V209H50V214H49V217H48L50 222L48 221L49 222V224H48L49 226L48 225H46V226H47V229H48L47 232H49L48 233L49 236L48 235L47 236L48 237L51 236V237L48 238L46 236L47 239L43 237V244L42 245H44V247L41 246V248L37 249L35 251V253H34L35 256H33V259L32 258L29 259L24 264H48L49 260L52 261L54 258L58 257L59 256L58 254H60V252L61 253L63 252V254L66 255L67 254V250H68V254H69V251H70L69 248L66 247L67 250L65 248L63 250L56 243V241L52 238V237H54L56 232L59 231L57 229L60 227V225H61L60 223L63 222V220H64V219L61 220L62 217H64L66 219V216H67V218H68V216H69V214H71V212L73 214V211H74L75 208L77 209L78 207L80 208L81 206H82V208L83 207H85V208L89 207L90 208V206H91L92 209L94 208L93 210H96L95 209V205H94V207H92V205L88 204V203L93 202V201L96 202L95 203L96 205L103 204L104 207L102 205V208H105V206H106V208L109 209L110 206H109L108 203H106L107 201L105 200L107 198V195H108L107 194L108 192H106V191H107V189L110 190L109 188H112L113 192H111V190H110V192L112 194L119 193V192L121 194V191L124 190L122 192L123 195L121 194V196H120V197H123V198H120V199L121 200L123 199L121 201V205L125 206V209H123L124 208L123 207L119 211V208L122 207V206L119 205V206H116V209H118L119 213L117 212L116 209H114L115 207L113 208V211H114V212L112 211L113 213L109 210V212L112 213V216H111V213H109L108 216H106L107 218H104V223H105V220H106L105 226H109L108 224H112V223H116L117 224L116 227H118V229H117L118 231L116 232V234L118 233L119 236L117 238V235H116L115 239H113L115 245L118 244L117 246H120V245L122 246V244H123V246H124V244H132V245L134 244V246H135V249H134V264H147L146 261H143L142 259L145 256H147L146 255V251L144 250V248L146 246L148 247V245H150L149 244V240L147 238V237H149L148 235L152 234V232H154L155 230L161 228V226H164L165 224H167L168 222H170L173 219H176V218H197L198 217L199 219L205 220L206 222L214 225L217 234H220V236H223L222 238H225V239L229 238L227 228H230L234 221H236V222L238 221L239 222V220H240V218H239L240 217V215H239L240 213H239V210H237V208L234 209V210H230L229 213L227 212V213H225L223 215H220V214L217 215V214H212V213H207V212L178 211V210H176L174 208H169L168 212H167L168 214L164 215L163 218H161L159 221H157L150 228L149 233L147 232V236L144 238L143 237V233L139 231V227L140 228L142 227V225L144 224L145 220L150 218V215L147 214V213L142 214L140 211L141 210L143 211V208H145V205L151 203L152 200L148 199V198H145V196H143L144 195L143 194V192H144L143 190L144 189L142 188V186H139V184L137 185V182H134V181L131 182L130 181L131 183H133V184H131V183L128 182L129 180H122V179L120 180L118 178H116L118 180V181L116 180V182H115L114 179H111V180L108 181V176H109L110 173H107L108 174L107 178H106V176L104 178V176H103ZM253 175H252V177H253L252 179L255 180V181L253 180L254 183L256 182L257 178L261 179V177H257L256 178ZM97 178H98V180H97ZM103 178H104V180H103ZM4 179H6V181H3ZM105 179H106V181H105ZM80 180H81V182H80ZM125 181H127V182H125ZM99 182H101L100 187L105 186V187H103L104 189L99 187L100 190L102 189L101 191L98 190V189L94 190L95 189L94 187H96L97 185L99 186V184H100ZM108 182L110 183V185H108L109 184ZM15 183H17V185ZM20 183H22V184H20ZM96 183H97V185H96ZM114 184H115V186H114ZM256 184L258 185L257 182H256ZM256 184H254V186ZM37 185H38V187H37ZM116 185H119V186L117 187ZM131 185H133L134 187L131 186ZM31 186H34V187H31ZM39 187H41V188H39ZM131 187H132V189L130 190ZM29 188H32V189H30L31 190L30 192H28ZM81 188H82V191H81ZM92 188H94V189H92ZM36 189H38V191ZM39 189H41V190H39ZM176 189H177L176 185L173 184V182H171L169 180L166 183V185H165L164 192H165V194L167 196L172 197V196H174L177 193ZM201 189H200L198 195H200L199 196L200 198H203L204 200L207 201L209 198H208L207 194L203 193V191H202L203 189L202 190ZM116 190L119 191V192H117ZM231 192H229L227 194V198H228V196L230 197L231 195H233V194L230 195ZM124 193H127V195H125ZM86 194H87V196L88 195L90 196V194H92V195L90 197L88 196V198L85 199L84 196H86ZM104 194L106 195V197L104 196ZM99 195H101V199H99L100 198ZM139 195L141 196V198H140ZM130 196L132 198H130ZM142 197H143V199H142ZM89 198H91V199H89ZM227 198H225L224 200L228 204H230V203H232L234 201L232 199V202H230L231 198H230V200H229V198L228 199ZM87 199H89V201ZM85 200H87V201H85ZM90 200H92V201H90ZM19 201H21V200H19ZM208 201H210V199ZM51 202L52 203L54 202V203L52 204ZM83 202H85V203H83ZM126 205H128V207L130 209L126 208ZM32 206L31 205L27 206V208L34 209ZM48 207L49 206H47V208ZM52 207H50V208H52ZM79 208H78V210H79ZM82 208H80V209L82 210ZM89 208L86 209V210H84V208H83V210L86 211V212H83V214L84 213L85 214L86 213H92V215H89V216H94L95 215V213H94L95 211H93L91 208L90 209ZM35 209L37 210V208H35ZM35 209L34 210H29V214L28 213L26 214L28 216L25 215L26 218L24 217V219H22V220L20 219V222H21L20 224H19V222H17V220L19 218H21L20 215L19 216L17 215L18 216L17 218L15 216L14 217V219L16 218V220H15V222H16L15 223V229H19L18 225L20 226L22 223H24L23 220L25 221L30 216L32 217L34 215V213L36 214L37 212H36ZM59 209H61V210H59ZM127 209H129V210H127ZM123 210H125V213L127 211L126 214H128L129 211H130L129 213H131V214H134V213L137 214V212L139 211V214L136 215L137 218L134 219V221L136 219L137 220L139 219V221H137V220H136L137 222L133 221L134 223L131 221L133 223L132 225H131L130 222L128 223L126 220H123L124 222H122L123 215H124V214L122 215V213L124 212ZM27 211L28 210H26V212ZM121 211H123V212H121ZM76 212H77V210H76ZM96 214H97V212H96ZM117 214H118V216H117ZM86 216H88V214H86ZM116 216L118 218L119 217L120 218L116 219L117 218ZM85 217H83V219L81 220L80 219L81 216H80V218L78 217V219H80V221L82 222V221H84ZM121 217H122V219H121ZM59 219H60V221H59L60 223L58 222ZM75 219L76 220L74 222H76V221H77V223L80 222L77 219V217H75ZM120 220H121V223H120L121 226L119 225ZM141 220H142V222L143 221L144 222L141 223L140 222ZM5 221H8L10 223V221H12V220L9 219V220H5ZM113 221H116V222H113ZM64 222H65V220H64ZM6 223L4 222V223L1 224L3 226V230L6 229L4 227V225ZM17 223H18V225H17ZM57 223L59 224V226H58ZM82 223L81 224L79 223V224L82 225ZM102 223H103V221H102ZM124 223H126V224H124ZM134 224H136V226H137L136 228H138V229H136L134 227L135 226ZM62 225H63V223H62ZM227 225H229L230 227L227 226ZM233 225H235V222H234ZM110 226L108 228H110ZM6 227H7V224H6ZM80 227L78 225L79 229H80ZM111 228H113V227H111ZM73 229H74V227H73ZM103 229L104 228L101 229L102 231L99 229L101 232L98 231L100 233V238L101 237H105V235L104 236L102 235V234H105V233H106V236L108 237V235H107L108 233L106 231L107 228L104 229V230ZM75 230H77V232L79 231L77 228H75ZM0 231H2V230H0ZM5 231H2L0 233V235L3 232H5ZM31 232L35 233V231H31L30 230V233ZM5 233H7V231ZM5 233H3V234L5 235ZM25 233H26V231H25ZM28 233L29 232H27V234H25V235H28L30 237V235L32 233L31 234L29 233L30 235ZM51 234H53V235H51ZM33 235L34 234H32V236ZM186 235L191 237V238H193L191 232H187ZM2 237H3V235L0 237V239ZM206 237H208V236H206ZM44 239H46L47 241H44ZM103 239L105 240V238H103ZM2 240H4V239H2ZM116 240H117V243H116ZM77 241H79V242L77 243ZM21 242L23 244V241H21ZM25 242H24V244H25ZM80 243H82V244H80ZM56 244H57V246H56ZM75 244L78 247L81 246L83 248L86 243H85L84 240L82 241V239H81V241L80 240H76ZM78 244H80V245H78ZM49 247H51V248H49ZM59 247L62 250L59 249ZM9 248H10V250H9ZM9 248H7L8 251L5 250V251L0 252V257L2 255L6 260H8L6 264H18V263H16V260H15V258L17 256L16 252L14 251V249L11 250V247H9ZM42 248H45V249H42ZM119 248L121 249V247H119ZM200 248H201L200 242H196V244L194 246L195 253L201 252ZM58 250H60V252ZM85 251H86V249H85ZM185 252L186 251L179 252V253L183 254ZM72 253L73 252H71L70 254H72ZM67 256H68L67 259H69V256H71V255H67ZM45 260L48 261V262H46ZM73 262H74V260L71 263L73 264ZM107 262H108V264H112L113 263V262L109 263L110 262L109 260H107ZM49 264H54V263L53 262H49Z\"/></svg>", "mask_w": 264, "mask_h": 264}]
</instances>
